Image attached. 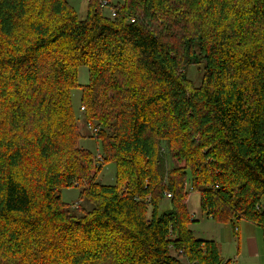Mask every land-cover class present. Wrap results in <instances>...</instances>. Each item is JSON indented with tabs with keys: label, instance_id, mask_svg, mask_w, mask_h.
<instances>
[{
	"label": "trees",
	"instance_id": "16d2710c",
	"mask_svg": "<svg viewBox=\"0 0 264 264\" xmlns=\"http://www.w3.org/2000/svg\"><path fill=\"white\" fill-rule=\"evenodd\" d=\"M76 182L91 210L62 200ZM191 192L264 232V0H89L83 20L68 0H0V264H231L190 229Z\"/></svg>",
	"mask_w": 264,
	"mask_h": 264
},
{
	"label": "rangeland",
	"instance_id": "374dc122",
	"mask_svg": "<svg viewBox=\"0 0 264 264\" xmlns=\"http://www.w3.org/2000/svg\"><path fill=\"white\" fill-rule=\"evenodd\" d=\"M89 0H68L70 5L76 10L77 16L83 20L87 16ZM117 0H111L115 3ZM107 2V1H105ZM103 14L106 17H113L114 11L109 6H104ZM133 21V20H132ZM186 74L190 80L194 82L196 87L202 84V72L198 67H188ZM79 85L86 86L89 84L90 75L88 68L81 67L79 69ZM82 87H77L72 90V104L79 119V124L84 138L81 139L79 145L93 153L98 158L99 163L103 162L104 153L100 143L92 137L95 128L90 126L85 117V110H82ZM96 133V132H95ZM169 168L173 167L172 161L168 158ZM117 167L114 163H109L102 167L97 181L106 186H114L117 182L116 176ZM80 182H76L73 187L63 189L61 191L62 200L69 205L71 210L78 213L81 206L87 210H91L92 206L83 198ZM167 198V195H166ZM162 210L170 208V202L164 199ZM188 208L192 216L190 229L195 236L202 240H212L217 243L220 248L221 257L225 262L230 261L231 264H264V232L256 224L247 220H240L237 224L238 230L232 224H221L213 220L202 210V197L198 192H191L188 200ZM80 212L79 214H81Z\"/></svg>",
	"mask_w": 264,
	"mask_h": 264
},
{
	"label": "built area",
	"instance_id": "2783aa9c",
	"mask_svg": "<svg viewBox=\"0 0 264 264\" xmlns=\"http://www.w3.org/2000/svg\"><path fill=\"white\" fill-rule=\"evenodd\" d=\"M107 5V2H104V6H106ZM82 110H84V108H82ZM96 131V130H95ZM167 198L168 199H171L172 198V195L171 194H167Z\"/></svg>",
	"mask_w": 264,
	"mask_h": 264
},
{
	"label": "crops",
	"instance_id": "0c3cea01",
	"mask_svg": "<svg viewBox=\"0 0 264 264\" xmlns=\"http://www.w3.org/2000/svg\"><path fill=\"white\" fill-rule=\"evenodd\" d=\"M194 233V232H193ZM195 235V234H194ZM196 237V236H195ZM197 238V237H196ZM197 239H199V238H197ZM200 240H202V239H200ZM208 241H212V240H208Z\"/></svg>",
	"mask_w": 264,
	"mask_h": 264
}]
</instances>
